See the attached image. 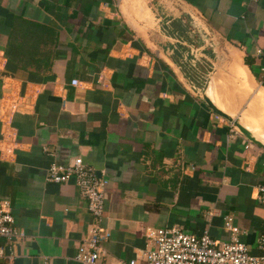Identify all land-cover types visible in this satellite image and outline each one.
I'll return each mask as SVG.
<instances>
[{
  "label": "crops",
  "instance_id": "0c3cea01",
  "mask_svg": "<svg viewBox=\"0 0 264 264\" xmlns=\"http://www.w3.org/2000/svg\"><path fill=\"white\" fill-rule=\"evenodd\" d=\"M177 2L180 14L157 28L142 0H0V200L23 234L10 264H79L76 249L91 224L85 200L72 180L44 182L49 165L77 158L107 181L106 259L140 258L148 228L225 241V216L257 254L264 148L202 97L264 145V0ZM181 15L219 43L223 64L213 66L205 93L201 45L180 38ZM225 87L258 119L222 104Z\"/></svg>",
  "mask_w": 264,
  "mask_h": 264
},
{
  "label": "built area",
  "instance_id": "2783aa9c",
  "mask_svg": "<svg viewBox=\"0 0 264 264\" xmlns=\"http://www.w3.org/2000/svg\"><path fill=\"white\" fill-rule=\"evenodd\" d=\"M76 85V81L72 80L71 86ZM70 180L73 181L79 196L85 200L87 212L91 217L87 235L77 247L74 256V261L79 264H139L140 258L144 264H264V231L257 238V254L251 255L240 242L239 231L229 216L222 219V228L228 233V239L225 241L211 239L206 231L195 236L176 227L148 228L143 233L145 245L144 250L139 252L140 258L110 261L105 258L103 248L109 233L101 225L107 181L78 158L67 165L51 164L46 169L45 183L64 184ZM254 200L264 205V185L256 187ZM22 237L23 234L15 227L9 204L0 200V241L4 242L0 245V259L5 260L6 264L13 260V241Z\"/></svg>",
  "mask_w": 264,
  "mask_h": 264
},
{
  "label": "rangeland",
  "instance_id": "374dc122",
  "mask_svg": "<svg viewBox=\"0 0 264 264\" xmlns=\"http://www.w3.org/2000/svg\"><path fill=\"white\" fill-rule=\"evenodd\" d=\"M142 1L151 15V26H153V24H156L157 28L166 27V25L164 26L163 24L164 21H168L171 18L172 13L180 14L179 12H181L182 10V8H180V6L178 5L177 0ZM126 16L127 18L133 20L135 24L139 23L131 13H127ZM158 17H160V19H158ZM179 19V22H176L174 24H176V26L180 27L182 30L184 29L182 37L180 36V38L185 39V42L188 44V46L193 47L194 45H201L199 46L201 49L198 51L197 55L200 61L199 64L201 66V73L198 77L197 82L205 91L210 82L209 77H211L212 72H214L213 66L216 64H223L222 53L220 52L219 57L217 59L215 57L216 53H214V51L218 52L216 51V49L219 48V43L215 40L209 29L201 21L188 19L186 15H181ZM199 52L202 54L199 55ZM218 96L220 97V102L222 104L235 111V115L240 114V112H244L246 114H249L251 117L258 119L256 111L249 108V106L245 103L241 102V95L239 94V91L234 92L226 87L219 88Z\"/></svg>",
  "mask_w": 264,
  "mask_h": 264
},
{
  "label": "water",
  "instance_id": "95a60500",
  "mask_svg": "<svg viewBox=\"0 0 264 264\" xmlns=\"http://www.w3.org/2000/svg\"><path fill=\"white\" fill-rule=\"evenodd\" d=\"M202 100L205 104V106L212 111L216 116L222 118L223 120H225L234 130H236L243 138H245L247 141L256 144L258 146H261L264 148V146L262 144H260L259 142H257L253 137H251L249 135V132L244 129L243 127H241L239 125V123L237 122V120H233L232 118H229L228 116H226L225 114H223L222 112H220L219 110H217L213 104L210 102V100L203 94Z\"/></svg>",
  "mask_w": 264,
  "mask_h": 264
},
{
  "label": "trees",
  "instance_id": "16d2710c",
  "mask_svg": "<svg viewBox=\"0 0 264 264\" xmlns=\"http://www.w3.org/2000/svg\"><path fill=\"white\" fill-rule=\"evenodd\" d=\"M12 43V40L9 41V45ZM12 52V51H9ZM11 54V53H10ZM4 55L7 57V62L10 63L11 65H13V60L11 58H8V51L4 52ZM245 65L247 66V64L245 63ZM14 71H26V69L21 68V67H14ZM7 73L11 74L10 71H7Z\"/></svg>",
  "mask_w": 264,
  "mask_h": 264
},
{
  "label": "bare ground",
  "instance_id": "6f19581e",
  "mask_svg": "<svg viewBox=\"0 0 264 264\" xmlns=\"http://www.w3.org/2000/svg\"><path fill=\"white\" fill-rule=\"evenodd\" d=\"M242 74V73H241ZM209 79H210V77H209ZM204 93H205V91H204ZM208 98V97H207ZM211 102V101H210ZM212 103V102H211ZM213 104V103H212ZM213 106L217 109V110H219L220 112H222L223 114H225L226 116H228L229 118H232L231 116H229L228 114H226L225 112H223L222 110H220L216 105H214L213 104ZM233 120H237V122L239 123V120H238V118H232ZM239 125L241 126V127H243L244 129H246L248 132H249V135L252 137V135H251V133H250V131L246 128V127H244V126H242L240 123H239ZM261 144V143H260ZM264 146V145H263Z\"/></svg>",
  "mask_w": 264,
  "mask_h": 264
}]
</instances>
